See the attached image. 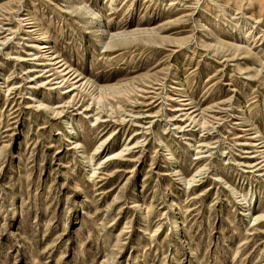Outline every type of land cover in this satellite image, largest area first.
Returning a JSON list of instances; mask_svg holds the SVG:
<instances>
[{"label":"rangeland","instance_id":"374dc122","mask_svg":"<svg viewBox=\"0 0 264 264\" xmlns=\"http://www.w3.org/2000/svg\"><path fill=\"white\" fill-rule=\"evenodd\" d=\"M0 264H264V0H0Z\"/></svg>","mask_w":264,"mask_h":264},{"label":"bare ground","instance_id":"6f19581e","mask_svg":"<svg viewBox=\"0 0 264 264\" xmlns=\"http://www.w3.org/2000/svg\"><path fill=\"white\" fill-rule=\"evenodd\" d=\"M112 3V2H111ZM83 7H79V9L81 10ZM91 14L92 15H95L98 19L100 18V16L99 15H97V13H95V12H91ZM98 21H101L100 19L98 20ZM111 37H113V36H111ZM42 40L43 41H47L48 40V34H47V32H43V38H42ZM42 44V43H41ZM176 223H177V220H176ZM179 225V224H178Z\"/></svg>","mask_w":264,"mask_h":264}]
</instances>
